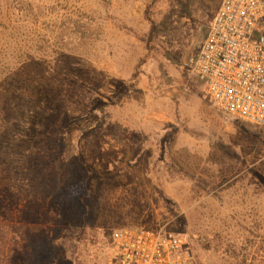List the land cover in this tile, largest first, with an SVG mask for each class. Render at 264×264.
I'll use <instances>...</instances> for the list:
<instances>
[{"label":"rangeland","instance_id":"obj_1","mask_svg":"<svg viewBox=\"0 0 264 264\" xmlns=\"http://www.w3.org/2000/svg\"><path fill=\"white\" fill-rule=\"evenodd\" d=\"M220 1L187 17L180 0H0V183L41 264L69 128L87 218L60 264H104L113 232L139 228L180 236L198 264H264V126L182 68Z\"/></svg>","mask_w":264,"mask_h":264},{"label":"built area","instance_id":"obj_2","mask_svg":"<svg viewBox=\"0 0 264 264\" xmlns=\"http://www.w3.org/2000/svg\"><path fill=\"white\" fill-rule=\"evenodd\" d=\"M222 114L264 126V0H221L198 51L182 63ZM104 264H198L187 243L161 229H119Z\"/></svg>","mask_w":264,"mask_h":264},{"label":"trees","instance_id":"obj_3","mask_svg":"<svg viewBox=\"0 0 264 264\" xmlns=\"http://www.w3.org/2000/svg\"><path fill=\"white\" fill-rule=\"evenodd\" d=\"M191 0H180L181 16L191 17ZM157 29L151 30L156 35ZM60 144V180L49 227L53 245L48 249L46 264H60L69 260L68 252H75L84 238L87 206V170L70 150L69 134ZM15 183H0V264H41L34 236L28 230L19 231L18 217L12 215L16 206ZM32 214H30V217ZM54 241L58 243H54ZM47 251V250H45Z\"/></svg>","mask_w":264,"mask_h":264}]
</instances>
